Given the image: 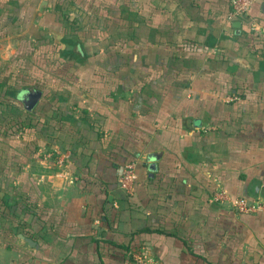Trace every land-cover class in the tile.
<instances>
[{
    "label": "crops",
    "instance_id": "0c3cea01",
    "mask_svg": "<svg viewBox=\"0 0 264 264\" xmlns=\"http://www.w3.org/2000/svg\"><path fill=\"white\" fill-rule=\"evenodd\" d=\"M229 11L0 0V264H264V213L211 200L264 199V2Z\"/></svg>",
    "mask_w": 264,
    "mask_h": 264
},
{
    "label": "built area",
    "instance_id": "2783aa9c",
    "mask_svg": "<svg viewBox=\"0 0 264 264\" xmlns=\"http://www.w3.org/2000/svg\"><path fill=\"white\" fill-rule=\"evenodd\" d=\"M264 2V0H229L230 11L228 18L238 19L248 15L252 4L256 2ZM235 97L227 96L225 100L233 101ZM45 158H53L54 164L58 167L65 166L67 156L64 153L53 151L44 155ZM137 180L134 163H127L121 170L118 187L127 194H131L133 186ZM214 203L227 206L237 214L249 215L264 213V199H247L242 197H232L226 189L217 184L213 192L212 199ZM133 259L136 264H153L152 261L142 253H134Z\"/></svg>",
    "mask_w": 264,
    "mask_h": 264
},
{
    "label": "water",
    "instance_id": "95a60500",
    "mask_svg": "<svg viewBox=\"0 0 264 264\" xmlns=\"http://www.w3.org/2000/svg\"><path fill=\"white\" fill-rule=\"evenodd\" d=\"M38 96H39V94H37V93H34L33 95H32V94L28 95L29 101H25V102H24V103H25V107H26V109H28V110L31 109V107L33 106V104L36 102ZM25 241H26L29 245L32 244L31 241H30L29 239H25Z\"/></svg>",
    "mask_w": 264,
    "mask_h": 264
},
{
    "label": "trees",
    "instance_id": "16d2710c",
    "mask_svg": "<svg viewBox=\"0 0 264 264\" xmlns=\"http://www.w3.org/2000/svg\"><path fill=\"white\" fill-rule=\"evenodd\" d=\"M18 125H19V123H18ZM19 127H21V125H20ZM257 214H258V213H257ZM249 215H253V214H249Z\"/></svg>",
    "mask_w": 264,
    "mask_h": 264
}]
</instances>
